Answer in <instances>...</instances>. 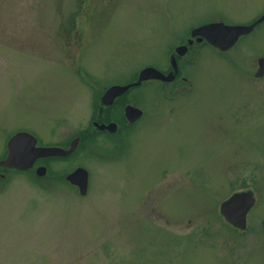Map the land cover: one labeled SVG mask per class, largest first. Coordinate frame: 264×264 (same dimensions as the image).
<instances>
[{"label":"rangeland","instance_id":"obj_1","mask_svg":"<svg viewBox=\"0 0 264 264\" xmlns=\"http://www.w3.org/2000/svg\"><path fill=\"white\" fill-rule=\"evenodd\" d=\"M154 1L125 2L83 53L89 39L74 35L67 43L59 26L74 22L83 34L93 13L72 0H0V160L17 131L64 143L86 128L95 93L74 71L88 70L86 81L106 87L148 65L167 68L171 38L160 20L186 34L210 20L243 25L264 16V0H174L169 8ZM260 57L264 23L229 52L201 43L184 58L191 63L186 82L134 91L146 117L129 137L103 136L54 166L59 174L75 164L89 170L88 196L69 186L46 189L53 179L34 171L0 172V264H204L208 254L195 242L162 229L161 187L173 184L157 185L164 175L208 178L197 182L204 192L226 191L228 177L231 185L244 178L258 193L256 223L264 216V78L254 77ZM195 202V194L171 193L164 205L169 225ZM257 237L239 264H264Z\"/></svg>","mask_w":264,"mask_h":264},{"label":"flooded vegetation","instance_id":"obj_2","mask_svg":"<svg viewBox=\"0 0 264 264\" xmlns=\"http://www.w3.org/2000/svg\"><path fill=\"white\" fill-rule=\"evenodd\" d=\"M128 0H72V3L74 8H81L84 9L87 13H93L91 17L88 18V23L84 24V32L83 34L79 32L80 24L71 22V24H64L59 26L61 30L58 32L61 34V36L64 38V41L67 43H70V40L72 36L74 35H80L85 36L86 39H89L87 44V48L83 53H85L91 43L93 44L99 37V35L106 29L109 25H112V19L114 17V14L121 9L124 6V3ZM154 1V0H151ZM157 2H161V0H156ZM154 1V2H156ZM145 2V0H144ZM174 0H163L164 6L167 5L172 7ZM167 5V6H168ZM168 6V8H169ZM71 8V4L69 5V9ZM159 10V9H158ZM79 11V10H78ZM164 13L165 10L163 9ZM80 12V11H79ZM81 13V12H80ZM103 13V14H102ZM168 13H166V16ZM220 21V20H218ZM222 21V20H221ZM211 22H216L210 20L209 22L201 23L200 25H197L195 27L190 28V32H187L185 34L184 30H178L175 28V26L171 25V21L167 24L166 22H163L160 20V24L164 23V25L169 27V38L170 42L167 46V51H169V57H168V65L167 68H158L154 65H148L157 68L158 70H161L163 73L169 75L173 69L174 65L173 62H171V57L175 55L176 61L178 62V74H176L175 79L170 82H164L162 80H149L142 83V85L138 87H132L128 89L125 93L121 95H117L116 98L111 103H104V95L106 94L107 90L111 87L121 85V86H128V84L134 83L138 80L139 70L134 77H131L124 83H117V84H110L106 85V87H102L97 83V80L91 85L89 81H86V79L90 76L88 73V70H78L74 71L76 76L80 79V81L84 84L86 82L88 85L86 88L91 92V90H94L95 96L93 99L92 107L89 111V121L86 125V128H82L79 131L76 132L75 135H72L70 137H66L64 143H60L58 141H47V142H41V139L34 133H31L37 138L38 146L44 147H62L63 149H69L71 147L72 142L79 138V145L77 146V149L74 151L73 154L62 157V156H56V157H45L37 159L34 162V166L29 171H34L36 174V171L40 167H46L47 172L46 176H39L40 179H53V182L49 187L46 186V189L49 190H56L60 187H71L74 190H79V186H76L69 182L68 175L71 174L73 171L77 170L79 167H83L80 164H75V166L72 169H67L63 173L59 174L56 171H54V166L58 165L59 163H66L67 161L76 158L81 150H85L82 148L83 141L86 140L87 144L92 142H98L99 139L105 137H119L121 135L122 137L125 135L127 137L130 136L131 132L138 128L139 123L141 120H143L145 116V112L142 109L141 106H138L136 98H134V95L132 94L134 91H136L138 88H141L145 84H153L157 86H161L165 88L168 87L170 84H176L177 82L184 81L186 82V78L183 77V70H185V64L190 62H185L184 58L191 57L192 54H196L198 46L201 45V43H207L206 40L202 41L201 43L198 41V37H193L192 33L195 29L199 28L202 25L209 24ZM182 27V23H181ZM256 29V28H255ZM247 36V35H246ZM210 45V44H209ZM182 46H185V54L178 55V49ZM211 46V45H210ZM213 47V46H211ZM260 59H258V71H256L254 77L256 79H262L264 76H257V73L259 72L260 68ZM232 65H236L235 69H237L236 62L231 60ZM243 65V63H242ZM243 68V66H241ZM240 67V69H241ZM243 70V69H241ZM71 73V74H73ZM128 105L135 106L137 108H141L143 110V114L140 116V119L137 120L134 123H131L128 118L126 117V109ZM110 123L117 124L118 131L113 133L109 129L103 130L99 128V125H108ZM26 131V130H22ZM17 131L15 132H22ZM28 132V131H26ZM9 141V140H8ZM8 145V144H7ZM87 146V145H86ZM7 148V147H6ZM7 152V150H6ZM5 152V156H6ZM4 156V157H5ZM3 157V158H4ZM67 164V163H66ZM77 166V167H76ZM0 170H3V167H0ZM166 175H164V178L162 181H160L157 185L160 187L163 186L164 183H173L168 186L169 190H166L167 187H161V197L160 200L162 201V208L161 213L164 220L163 224V231L164 233H167L169 237L172 239L177 238L178 239H185V240H191L195 242L198 247V249H202L204 253L206 252L207 258L204 260V264H217L218 261L221 260H228L231 259V262H228L229 264H239V259L246 255L250 258L251 252L249 249H247L246 245L249 244L256 236L260 239L261 243L264 244V216L258 219V221L255 223L251 219L252 212L256 210L257 205L259 204V197L257 190L253 186V183L246 184L244 182V178L240 179L239 184L237 185H231L230 180L228 177L227 182L228 184V190L226 191H216V189L212 190L210 189L207 192H204L205 189L199 187L198 183L202 185L203 183L207 182L208 178H194V173H185V174H175L173 177L169 176L167 179L169 181H164ZM172 179H169L171 178ZM58 181H62L67 183L65 186H59L54 185V183H57ZM90 181H89V189L87 192V195H89L90 190ZM204 185V184H203ZM185 186L186 190H183ZM182 187V189L180 188ZM174 189V191H173ZM176 190L184 192L185 196L187 198L193 197V194L196 195L195 204L191 205V209L185 214H181L180 218H178L177 223L175 226H170V214L165 211V199ZM80 194V193H79ZM165 194H167L165 196ZM165 196V197H164ZM239 196V199L230 203L229 207L225 208V205L233 199V197ZM211 201V203H210ZM144 213L148 212L145 210ZM258 240V239H257ZM225 248V250H223ZM211 251L209 252L208 250ZM220 249V251H219ZM250 252V253H249ZM219 257L221 259H219ZM234 259L238 261L237 263H234ZM241 263V262H240Z\"/></svg>","mask_w":264,"mask_h":264},{"label":"water","instance_id":"obj_3","mask_svg":"<svg viewBox=\"0 0 264 264\" xmlns=\"http://www.w3.org/2000/svg\"><path fill=\"white\" fill-rule=\"evenodd\" d=\"M264 22V16L254 21L251 25H226L224 22H213L211 24L200 26L195 29L192 33L193 37H198L199 42L204 41L205 39L216 48L222 51H228L239 41L243 35L250 34L254 31L257 25ZM185 46H182L178 49L179 55L185 54ZM171 62H173V71L167 75L162 71L149 66L148 68L143 69L139 73V78L135 83L128 84V86L117 85L111 87L107 90L104 95L103 102L111 103L117 95H121L128 91L132 87H138L142 85V82L149 81L150 79L162 80L164 82H170L175 79L176 74L178 73V62L176 61L175 55L171 57ZM257 76H264V58L260 59V68ZM143 114L141 108H137L132 105H128L126 109V117L131 123L136 122L140 119V116ZM100 129L110 130L115 133L118 131L117 124L110 123L108 125H99ZM79 138H76L69 149H63L61 147H40L38 146L37 138L29 132L22 131L13 135L12 138L8 141V152L7 157L0 161V167L5 166L7 168H17L19 170H28L31 169L35 164L34 162L37 159L45 157H56L62 156L66 157L74 153L79 145ZM47 168L40 167L37 169L36 174L43 177L46 176ZM89 176L85 168L79 167L77 170L73 171L68 175V180L79 186V192L82 195H87L89 189ZM239 199V196L233 197L226 205L225 208L229 207L230 203Z\"/></svg>","mask_w":264,"mask_h":264},{"label":"trees","instance_id":"obj_4","mask_svg":"<svg viewBox=\"0 0 264 264\" xmlns=\"http://www.w3.org/2000/svg\"><path fill=\"white\" fill-rule=\"evenodd\" d=\"M92 144H93V143H92ZM86 145H87V141H86V140H84V141H83L82 148L84 149ZM4 171H6V172H7V171L13 172L14 170H13V171H11V170L4 169ZM14 172H18V171H14Z\"/></svg>","mask_w":264,"mask_h":264}]
</instances>
